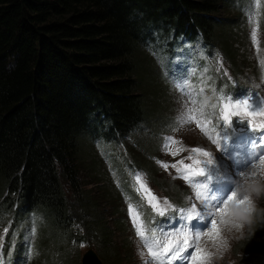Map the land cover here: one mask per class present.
Segmentation results:
<instances>
[{
  "label": "trees",
  "instance_id": "1",
  "mask_svg": "<svg viewBox=\"0 0 264 264\" xmlns=\"http://www.w3.org/2000/svg\"><path fill=\"white\" fill-rule=\"evenodd\" d=\"M235 7L236 0H0V221L43 216L63 239L60 248L38 243L60 255L57 264L73 261L65 253L72 243L97 245L105 261L89 249L103 264L124 259L99 208L107 200L100 182L90 187L85 142L97 134L120 142L156 119L141 93L149 63L139 51L156 35L201 37L239 67L229 35L235 23L222 17ZM246 242L241 256L264 264V225Z\"/></svg>",
  "mask_w": 264,
  "mask_h": 264
},
{
  "label": "rangeland",
  "instance_id": "2",
  "mask_svg": "<svg viewBox=\"0 0 264 264\" xmlns=\"http://www.w3.org/2000/svg\"><path fill=\"white\" fill-rule=\"evenodd\" d=\"M224 12L222 17H230L236 25L231 28L229 35L232 37L230 45L234 49L235 60L239 67L234 66L224 50L212 47L208 43L202 51L199 43L186 42V50L190 52V56L184 53L182 47H178L174 52L177 57L173 64L159 58L162 51L160 46L155 44L141 46L139 51L149 63L148 68L143 69L149 75L141 93L147 97L146 106H153L156 119L152 120L147 128L145 125H140L138 128L142 130L136 132L138 129L136 128L120 142H114L113 138H105L99 134L91 135V138L85 142L86 165L91 169L95 179L90 187L94 188L96 182H100L97 184L101 187L99 194L105 196L107 200H102L103 203L101 201L99 208L104 215L110 217L108 221L110 220V224L116 228L115 243L123 253H126L124 259H121L123 256L115 258L116 262L110 263V260H107L109 264H145V262L153 264L143 246V241L135 234L132 218H136L137 223L149 236L150 230L154 228H174L179 222V211L171 215V209L189 210L193 205L197 206L198 211L201 209V200L196 197L197 189L193 186L197 183L203 185L200 189L202 195L212 197V202L221 196L226 198L231 190L236 188L237 183L243 185L239 195L250 196L253 210L248 211L247 203L231 204L226 215L218 213L215 217L220 229L217 246H214L207 236L201 239L200 245L213 254L210 264H240L242 259L247 264L253 263L252 257L241 256L238 245L247 243V237L249 238L264 225V165L258 166L257 176L254 178L243 179L237 175L240 172L235 167V158L249 157L248 162H250L253 154L245 135L236 134L230 124L224 125L219 116L220 111L215 109L213 79L207 69H201L198 63H193L191 54L195 52L197 56L202 55L212 71L224 70L236 82L240 81L242 85L255 87L257 90H253L249 95H252L254 100L264 101V67H262L264 65V0H236L235 9ZM254 29L256 44H253L251 35ZM145 48L151 51L152 56ZM202 61L200 60V64ZM156 65L159 70L165 71L162 75ZM164 67H172V69L166 70ZM168 79H171L172 83H168ZM189 114L200 122L204 132L200 131L195 122L188 121ZM107 129L106 126L102 127L104 132H107ZM253 131L260 139L264 136V116L255 118ZM262 143L264 145V141ZM192 148H200L209 155L193 153ZM181 160L185 162L184 165L179 164ZM165 164L169 165L167 169L163 166ZM172 164H176L177 167L172 168ZM196 166L204 167L206 175L198 176ZM207 174L212 175L211 180H208ZM104 175H108L111 182L109 179L107 181ZM137 176L140 177L139 182ZM185 176L188 179H185ZM129 180H131L130 185ZM108 184L111 186L108 187ZM129 187L133 188L138 199L129 193ZM105 189L111 193L109 198ZM149 192L156 197L153 203L158 202V208L154 209L149 202L151 199ZM165 201L168 203L165 204ZM129 205L132 207L131 215ZM161 210L165 211L169 219L158 226L162 218L157 217L155 220L149 213L159 216ZM44 219L39 214L30 213L21 220L15 218V223L11 219L0 221V241H3L6 247L0 264L61 262L60 255L56 256L52 250L42 248L38 244L40 239L43 246L52 243L53 246L60 248L63 242L62 237L59 234L57 236V228L55 226L50 228V225L43 221ZM221 220L225 223L220 224ZM147 221L154 222L153 226L149 227ZM195 223L196 221H193V224ZM207 223L208 221L205 220L200 227L204 228ZM236 223L242 224V227L237 229L234 226ZM82 244L79 248L75 243L66 246L65 253L73 258L70 264H83L82 259L89 248H93L100 257L97 245ZM79 252H81L80 256ZM76 258L78 262L75 261ZM100 258L105 261L104 256ZM257 258L254 256L256 262ZM177 260L181 264H190L188 260Z\"/></svg>",
  "mask_w": 264,
  "mask_h": 264
},
{
  "label": "snow or ice",
  "instance_id": "3",
  "mask_svg": "<svg viewBox=\"0 0 264 264\" xmlns=\"http://www.w3.org/2000/svg\"><path fill=\"white\" fill-rule=\"evenodd\" d=\"M252 39L255 43L256 41V30L252 32ZM264 67V65H262ZM221 107L219 116L223 120L224 125H229L233 123V117H247V125L252 126L255 118L257 116H264V101L254 100L252 95H247L243 98H231L224 97L221 99ZM190 113V110H189ZM189 122H195L196 126L200 131L204 132L203 126L198 120L192 117L190 114L188 116ZM236 123H244L243 120H237ZM207 135V133H205ZM211 139V137H209ZM264 141V136L261 137ZM213 143H216L213 141ZM193 153H201L203 156H208L207 151H203L200 148H192ZM175 155V154H174ZM264 153L260 156L253 155L250 162L248 163V168L250 170L243 173H237V175L242 176L243 179L254 178L257 176V169L259 165H264ZM191 159V157H189ZM257 161L259 164H257ZM184 161H179V164L184 165ZM166 169L169 165H163ZM172 168H176V164L171 165ZM198 176L206 175L203 169L196 173ZM188 179L187 176L184 177ZM208 180L212 179L211 174H207ZM137 182L140 181V177L137 176ZM196 190V197L201 200L202 207L198 211L197 206L193 205L189 210H178V224L172 229H151V235H146L145 230L140 224L137 223L135 217L132 218V224L135 229V234L138 238L143 241V246L147 251L149 257L153 264H171L172 261L177 259H184L190 261V264H210L212 253L201 247L200 241L203 237H209L210 241L214 246L216 245L217 239L220 237V229L218 226V221L215 218L218 213L227 214V210L231 204L244 205L247 203L249 205L248 211H252V201L249 195H239V192L243 185L241 183L236 184V188L231 190L230 194L226 196H221L213 201L212 197H205L202 195L201 188L202 184L193 185ZM258 191V189H257ZM148 195L151 197L150 203H152L153 208H158L159 204L153 203L156 201V197L152 196L149 192ZM165 204L168 202L165 201ZM129 214H132V207L129 205ZM160 216L165 215V211L161 210L159 212ZM205 220L208 221L204 228L200 227V224ZM193 221H196L193 224ZM220 224H224L225 221H219ZM234 226L239 229L242 224L236 223ZM159 233V235H157ZM83 246V244L81 245ZM187 254V255H185ZM147 264V262H145Z\"/></svg>",
  "mask_w": 264,
  "mask_h": 264
},
{
  "label": "water",
  "instance_id": "4",
  "mask_svg": "<svg viewBox=\"0 0 264 264\" xmlns=\"http://www.w3.org/2000/svg\"><path fill=\"white\" fill-rule=\"evenodd\" d=\"M239 125V124H238ZM236 128L240 132H244L247 129V126L245 125H239V127L236 125ZM83 264H103L98 255L94 250H89L82 259Z\"/></svg>",
  "mask_w": 264,
  "mask_h": 264
},
{
  "label": "bare ground",
  "instance_id": "5",
  "mask_svg": "<svg viewBox=\"0 0 264 264\" xmlns=\"http://www.w3.org/2000/svg\"><path fill=\"white\" fill-rule=\"evenodd\" d=\"M185 117H186V116H185ZM185 120H186V118H185ZM246 150H247V149H246ZM248 151H249V150H248ZM240 154H241V153H239V156H240ZM242 155H243V154H242ZM240 158H241V157H240ZM248 158H249V157H248ZM248 158H247V159H248ZM235 161H236V158H235ZM259 180H260V179H259ZM129 190H130V189L128 188V191H129ZM123 193L125 194V192H123ZM229 218H230V217H229ZM232 218H233V217H232ZM230 220H231V218H230Z\"/></svg>",
  "mask_w": 264,
  "mask_h": 264
}]
</instances>
